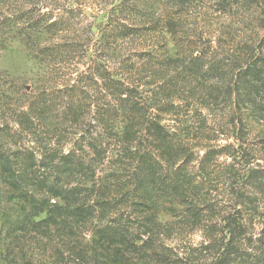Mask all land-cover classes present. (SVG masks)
Here are the masks:
<instances>
[{
    "label": "trees",
    "instance_id": "obj_1",
    "mask_svg": "<svg viewBox=\"0 0 264 264\" xmlns=\"http://www.w3.org/2000/svg\"><path fill=\"white\" fill-rule=\"evenodd\" d=\"M169 1L180 5L190 0ZM94 55L106 98L89 102V123L81 132L73 129L78 136L67 151L58 146L62 111L45 91L31 93L28 104L19 102L28 95L20 87L14 101L0 91L4 264H188L168 243L174 225L157 217L179 206L186 220H201L209 198L201 194L202 180L192 172V150L158 115L170 109L168 90L160 91L162 100L160 92L152 91L148 101L137 85L115 75ZM201 60L193 58L184 70L222 79L221 64ZM210 87L203 100L215 91L233 96L245 117L264 123V53L237 59L230 82ZM246 179L247 185L234 193L233 213L224 216L222 225L213 222L203 229L212 252L196 264H264V229L248 231L244 218L246 214L251 220L249 213H256L257 192L264 201V178L251 168ZM85 232L89 238L83 244Z\"/></svg>",
    "mask_w": 264,
    "mask_h": 264
},
{
    "label": "rangeland",
    "instance_id": "obj_2",
    "mask_svg": "<svg viewBox=\"0 0 264 264\" xmlns=\"http://www.w3.org/2000/svg\"><path fill=\"white\" fill-rule=\"evenodd\" d=\"M123 29L126 35L119 36ZM263 37L264 0L180 5L169 0H0V91L14 101L20 87L28 95L19 102L26 104L33 100L31 93L45 91L63 112L58 135H64L57 138L67 151L78 136L73 129L81 132L89 123V102L106 98L94 54L108 70L137 85L148 101L152 91L168 90L170 109L158 115L192 150V172L202 180L200 192L209 204L202 207L201 220H186L179 206L160 211L157 220L174 225L169 245L185 263L196 264L212 252L203 229L222 225L224 216L233 213L234 193L249 182L248 170L264 178V123L245 117L233 96L218 91L205 100L202 96L206 87L230 82L237 59L264 53ZM196 57L205 65L221 64L222 79L187 73L185 66ZM157 97L164 96L160 92ZM256 195V213H249L251 220L244 215L253 232L264 229V201ZM83 238L85 244L89 234ZM5 248L0 240V264L6 262Z\"/></svg>",
    "mask_w": 264,
    "mask_h": 264
},
{
    "label": "water",
    "instance_id": "obj_3",
    "mask_svg": "<svg viewBox=\"0 0 264 264\" xmlns=\"http://www.w3.org/2000/svg\"><path fill=\"white\" fill-rule=\"evenodd\" d=\"M84 13L86 14V16H89V11L88 10H85Z\"/></svg>",
    "mask_w": 264,
    "mask_h": 264
}]
</instances>
